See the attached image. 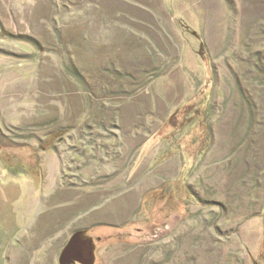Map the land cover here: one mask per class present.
<instances>
[{"label": "rangeland", "instance_id": "1", "mask_svg": "<svg viewBox=\"0 0 264 264\" xmlns=\"http://www.w3.org/2000/svg\"><path fill=\"white\" fill-rule=\"evenodd\" d=\"M0 264H264V0H0Z\"/></svg>", "mask_w": 264, "mask_h": 264}, {"label": "trees", "instance_id": "2", "mask_svg": "<svg viewBox=\"0 0 264 264\" xmlns=\"http://www.w3.org/2000/svg\"><path fill=\"white\" fill-rule=\"evenodd\" d=\"M207 107H208V105H207ZM208 108H209V107H208ZM208 108H207V109H208ZM208 111H209V110H208ZM208 131H209L208 133H209V135H210V133H211V132H210V128L208 129ZM209 140H210V137H209ZM211 142H212V141H211ZM177 191H178V190H177Z\"/></svg>", "mask_w": 264, "mask_h": 264}]
</instances>
